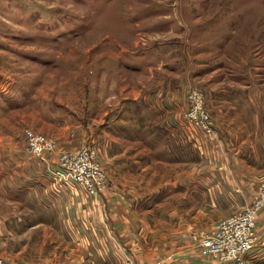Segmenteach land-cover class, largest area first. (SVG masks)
<instances>
[{"label": "rangeland", "instance_id": "374dc122", "mask_svg": "<svg viewBox=\"0 0 264 264\" xmlns=\"http://www.w3.org/2000/svg\"><path fill=\"white\" fill-rule=\"evenodd\" d=\"M190 88L202 92L212 119L221 117L210 108L218 95L249 102L245 95L256 93L264 124V0H0V258L143 264L147 255V264H169L165 255L186 245L183 238L198 252L193 234L249 202L264 173L242 179L230 165H211L219 133L206 136L185 120ZM170 104L177 107L170 120L157 115ZM142 122L154 131L142 132ZM27 129L55 142L51 162L64 150L93 147L107 175L100 197L113 185L143 191L133 229L124 212L118 240L100 242L92 220L100 197L86 193L87 222L46 211L43 185L53 176L42 170L40 184L33 169L43 161L27 151ZM260 130L253 142L264 156Z\"/></svg>", "mask_w": 264, "mask_h": 264}, {"label": "crops", "instance_id": "0c3cea01", "mask_svg": "<svg viewBox=\"0 0 264 264\" xmlns=\"http://www.w3.org/2000/svg\"><path fill=\"white\" fill-rule=\"evenodd\" d=\"M255 95L256 93H249L248 96L245 95L249 102L245 101L242 96H236L239 101L237 102L236 98H232L230 93L225 94V96L221 94L220 97L219 95L218 97H215L219 100L218 103L214 106H210L211 110L214 111L213 114H215L216 117L218 115L221 116L220 119L213 118L215 127L219 133L217 134V137L220 140V144L218 149L215 150L216 152L214 151L215 155L211 158L210 163L215 168L218 165L223 168H229L228 166L230 165L234 168L236 177L242 179L257 178V173H259L258 171H262L264 173V156H261L260 152L259 154L257 153L256 143L253 142V140H255L257 136L260 135V133L258 132L262 131L260 130L261 127L264 126V124H261V119L259 118L258 113L255 109ZM231 100H235L236 105L232 103L235 106L231 105ZM157 108L160 110V113H158L157 115L167 116L168 120L171 119V114L173 113V111L177 110V107H174L171 104L169 106L164 105ZM174 108L176 110H174ZM163 127L165 128V125H163ZM140 130L142 132H149V134L150 132L154 131L152 126H150L149 124L144 125V122L140 124ZM157 130H159L158 124ZM245 132H247L249 136H246ZM248 139L249 142H247V145L243 144V141H247ZM262 146L264 149V145ZM156 147L157 149H159V145H157ZM213 147L214 146L211 147L212 150H214ZM160 156L161 155L159 154V150H157L156 154L154 155L155 159L159 161ZM151 159H149L148 157L146 158V161L151 162ZM36 164L37 165H35L34 169L33 167L30 169H33L34 171L41 170V174L39 173V182L40 184H42V182H45L46 180V178L44 177L45 173H43L42 170L46 171L48 174L49 171L46 164L38 162ZM211 173H215L212 174L213 177L218 174L217 170ZM51 180V183L43 185V191L46 192L44 193L45 199H47V202H45L44 204V209L46 211L50 210L51 212L56 214L58 213V211H61L60 214L62 212H68V216L72 219H75V217H78L79 215L80 217H83V222H87L84 217L83 206V198H85L83 197V194L85 195V192L79 189V193H76L75 189L77 188L70 189L68 186H64V184L59 183V181L57 182L54 177H52ZM136 190L137 189L135 188V186H130L126 190H123L113 185L111 188H109V190H107L106 193H104L105 195L103 194V196L100 197L99 200H96L95 205H93L92 208V220L95 231L97 230L98 234H101L100 242H107L110 245V242H112V238H117L118 240V234L116 231L119 228L116 225L118 215H122L121 217L123 218L126 213L129 222L133 223L131 230L133 229L135 224L134 222L138 218L134 215V211L136 210V208L143 205L142 200L144 198L143 196H145L143 194V191ZM123 191H126V193L130 195V198H127L126 200L118 198L122 195ZM121 200H123L124 202L119 203V201ZM256 231L259 240L254 246L251 254H248L252 257L253 264H264V210H262L258 215ZM136 235L137 234H135V236ZM106 238H109L110 240ZM182 240L187 242L186 245H182V248L184 250L179 247H174L175 249H177V252L175 254L168 253L165 255L164 260L169 259V261H167L169 264H174L180 257L181 259L178 260L179 262H176L178 264H214L209 258L201 257L198 252L194 254V252L191 251L192 247L189 246L190 241H188L186 238H183ZM166 243H169V241H166ZM170 246L171 245H169V247ZM122 250L124 249L122 248ZM123 255H125V250L123 251ZM139 255L142 256V253ZM168 256L172 257L169 258ZM147 260L148 259L146 255L143 259V264H147ZM144 261H146V263Z\"/></svg>", "mask_w": 264, "mask_h": 264}, {"label": "built area", "instance_id": "2783aa9c", "mask_svg": "<svg viewBox=\"0 0 264 264\" xmlns=\"http://www.w3.org/2000/svg\"><path fill=\"white\" fill-rule=\"evenodd\" d=\"M184 117L189 125L198 128L206 136L214 135V121L205 106L204 95L197 88H190L187 92ZM24 136L27 151L42 160L55 179L71 182L94 198H99L105 191L107 175L97 163L93 147L82 146L74 150H64L51 162L53 158L50 154L56 148L53 140L28 129L24 131ZM262 210L264 177L256 185L252 199L237 212L216 222L210 232L193 234V239L197 237L198 240L199 255L211 259L215 264H247L245 256L258 240L256 223ZM124 259L130 261L131 257L126 254ZM0 264L16 263L0 258Z\"/></svg>", "mask_w": 264, "mask_h": 264}]
</instances>
